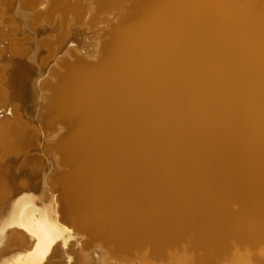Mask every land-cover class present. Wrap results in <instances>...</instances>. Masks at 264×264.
I'll return each instance as SVG.
<instances>
[{"label": "bare ground", "instance_id": "bare-ground-1", "mask_svg": "<svg viewBox=\"0 0 264 264\" xmlns=\"http://www.w3.org/2000/svg\"><path fill=\"white\" fill-rule=\"evenodd\" d=\"M57 11L77 23L71 15L59 23ZM45 13H56L53 25ZM102 50L98 66L73 64L74 53ZM0 65V98L18 79L30 103L27 123L0 119V159L40 152L49 169L48 191L14 188L10 166L0 171V264H108L112 250L96 233L125 246L192 228L219 250L228 237L264 229V0H0ZM31 121L45 130L38 154ZM61 163L70 172L59 201L51 183ZM27 194L37 201L24 202ZM61 201L82 222L64 216Z\"/></svg>", "mask_w": 264, "mask_h": 264}, {"label": "water", "instance_id": "water-1", "mask_svg": "<svg viewBox=\"0 0 264 264\" xmlns=\"http://www.w3.org/2000/svg\"><path fill=\"white\" fill-rule=\"evenodd\" d=\"M122 23V17L116 18L107 34H109L110 31L112 32L113 28L120 27ZM105 40L102 41L100 50L102 49L104 43L107 42ZM70 45L72 44L67 43V46ZM102 52L103 50L99 52L96 58H88L84 56L83 53H74L76 54L75 56L77 59L75 57L74 59H72L73 64L84 62L88 66H98L101 63V60H103ZM55 82H57V80H55ZM26 92L27 84L24 81H20L17 79L13 83V86H9L8 93H4V96L0 98V119H8L11 122L17 121L20 122L19 125L27 121V119L25 118V110L30 103L26 101V97H24L25 99H21L23 96H25ZM12 95L17 96L18 98L14 100L9 99V97ZM6 96L9 100H7ZM32 154L33 151L26 152L24 150H21V152L14 153L10 157L0 159V171H2L5 166H10L8 179L9 183L14 188H18L21 185H26V183H32L37 187L48 191L43 184L44 172L37 173V171H35L34 169L36 162L41 163V165L43 163L41 159ZM24 160L25 162H23ZM21 161L23 162V166L21 168L13 167L19 162L22 163ZM14 169L18 170L15 171ZM33 169L35 172L33 171ZM66 172L67 171L63 169L55 173V175L53 176V183L61 187V181L64 179V175ZM0 182H2V180H0ZM26 196L28 197L24 198V202L34 203L35 201H37L36 194L33 197H30V195L28 194ZM65 197L66 191L64 188H62L59 195V201L60 198L62 199ZM237 200L238 199L230 198L227 203L228 211H230L233 215H237L241 210V204L240 202L238 203ZM59 207L62 211V214L64 216L66 215L68 218L73 219V222H82V213L78 209H67L63 205L62 201L59 203ZM50 211L51 210L47 212V216L50 215ZM14 229L15 228H8L6 230V233H9ZM85 229H89V227ZM96 234L97 236H95L94 239L97 245L105 247L106 249H111L114 254H117L123 259H133L137 256H144L146 260L151 264H171V256L175 255L180 259H183L185 264H203V261L221 264L225 263L224 259H227L226 261L229 262V264L239 260L248 261L249 263L254 264H264V229L257 231V233L253 235L245 236V238L228 237L224 242L222 248H220L219 250H214L208 243H201L196 235L189 233V230L181 233L179 236L173 239V241L170 242L155 243L152 235L147 234L144 237L137 239L136 241L133 240L126 243L125 246L124 244H120L116 239L110 238V236L107 234L101 236L100 233ZM2 236H4V234H1L0 237ZM15 239L16 236L13 237L14 241Z\"/></svg>", "mask_w": 264, "mask_h": 264}, {"label": "rangeland", "instance_id": "rangeland-1", "mask_svg": "<svg viewBox=\"0 0 264 264\" xmlns=\"http://www.w3.org/2000/svg\"><path fill=\"white\" fill-rule=\"evenodd\" d=\"M74 1H76V0H74ZM147 2V0H144V3H146ZM142 3V2H141ZM140 3V4H141ZM35 3H33V2H27V3H25V7L26 8H28V7H31V6H33ZM85 7H87L86 6V4H85ZM42 8V7H41ZM58 12L59 11H57L56 13L58 14ZM97 12V10L96 11H94V13H96ZM56 13H55V16L54 17H50V15L49 16H47L46 15V13L45 14H43L44 16H45V21H46V23H48L49 24V26H51V25H53V23H54V21H55V18H56ZM93 13V14H94ZM72 16L73 17V20H74V22H73V24H76L77 23V19H76V17H75V15L72 13V11H69L66 15H64L62 12H59V14H58V16H59V23H62L63 24V22H64V19L65 18H67L68 16ZM51 18V19H50ZM53 19V20H52ZM51 22V23H50ZM36 24V23H35ZM63 32H64V30H63ZM110 38H112V40L110 39ZM113 36L111 35L110 37H109V39L107 40V42H106V46L108 47V45H109V47L110 46H112V43H110V42H113ZM108 47V48H109ZM108 50V49H107ZM6 64V63H5ZM3 66H5V65H3ZM7 66V65H6ZM44 67H45V65H43ZM0 67H1V65H0ZM66 72L67 71H65L63 74L65 75L66 74ZM60 79H61V77H60ZM31 81V80H30ZM55 90H53V92H54ZM53 92H52V100H56V93L55 94H53ZM54 100V101H55ZM54 101H51V104L52 103H54ZM51 104H49V106L51 107ZM14 123H16V122H14ZM31 124H32V126H33V128L35 129V131L37 130V134H38V142H37V146H36V149H35V151H36V154H38V148H39V145L41 144V140H42V136L44 135V133H45V130H43V131H38V129H37V126H36V123L34 122V121H31ZM58 126L61 128V130L60 131H58L59 132V135H61V134H63L64 132H63V130L65 129V127H64V125L62 124V122H58ZM21 128L23 129V127L21 126ZM33 129V130H34ZM68 131V130H67ZM66 131V132H67ZM66 132H65V136L67 135L66 134ZM68 133V132H67ZM64 137V136H63ZM5 142H6V140H5ZM6 144H8L7 142H6ZM56 145V144H55ZM53 151H55V156L57 157V158H59V154H60V151L57 149V147H53ZM12 155V154H11ZM11 155H8V157H10ZM39 159H41V161H42V163L43 164H47V157H45V156H43V155H41L40 154V152H39V154H38V156H37ZM42 164V165H43ZM45 165H43V167L41 168V169H39L38 171H37V173H39V172H41V173H43L44 172V174L46 173V174H48L49 173V169L47 168V166H45ZM61 165V167L63 168V169H65L67 172L65 173V175H67L69 172H70V169L68 168V166L67 165H65V164H60ZM14 168H21V167H19L18 165H14L13 166ZM35 167H37V165H35ZM44 168H45V170H44ZM48 169V170H47ZM15 171L16 170H18V169H14ZM46 171V172H45ZM65 175H64V177H65ZM51 184H53V182L51 183ZM61 185H64L65 186V182H63V181H61ZM53 187H52V192H54V193H52V194H54V195H57V197L59 198V195H60V193H58V194H56L55 193V191L56 190H58L57 188L59 187V185H56V184H53L52 185ZM227 202H228V200H227ZM190 228V227H189ZM192 230V231H191ZM192 232V233H191ZM189 233L190 234H194V235H196V232H195V230H193L192 228H190L189 229ZM104 234H107V232H104ZM103 235V234H102ZM101 236V235H100ZM109 250V249H108ZM108 250H106V251H108ZM114 252L113 251H111V252H109L108 254H106L105 256L106 257H108V264H125V263H127V262H125V260H121V259H119V258H115V257H113V254ZM115 256V255H114ZM69 261H70V258H68L67 259V261L66 262H64V264H69ZM172 261V260H171ZM59 263H61V262H59ZM21 264H31L28 260L27 261H24L23 263H21Z\"/></svg>", "mask_w": 264, "mask_h": 264}]
</instances>
